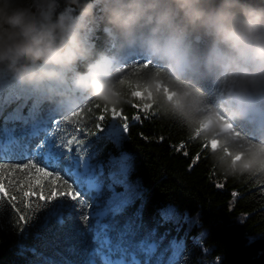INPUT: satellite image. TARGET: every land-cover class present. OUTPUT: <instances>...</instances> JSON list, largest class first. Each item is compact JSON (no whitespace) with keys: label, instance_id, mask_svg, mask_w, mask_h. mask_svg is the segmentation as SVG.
Returning a JSON list of instances; mask_svg holds the SVG:
<instances>
[{"label":"clouds","instance_id":"clouds-1","mask_svg":"<svg viewBox=\"0 0 264 264\" xmlns=\"http://www.w3.org/2000/svg\"><path fill=\"white\" fill-rule=\"evenodd\" d=\"M0 75L68 117L138 104L184 127L222 174L264 177V121L250 119L264 0H0ZM245 120L256 138L235 127Z\"/></svg>","mask_w":264,"mask_h":264},{"label":"trees","instance_id":"trees-1","mask_svg":"<svg viewBox=\"0 0 264 264\" xmlns=\"http://www.w3.org/2000/svg\"><path fill=\"white\" fill-rule=\"evenodd\" d=\"M63 5L64 0H61V7ZM94 39L98 46H103L102 31H97ZM13 83L16 82L11 77L0 75L4 94ZM205 88L211 92L214 85L209 81ZM41 99L38 118L46 122L49 131L63 129L66 131L60 132L59 136L71 138L75 134L84 141V156L92 155L91 163L97 168L102 187L99 193L78 187L63 171L71 161H63L59 169L49 167L48 171H59L60 176L72 184L76 192H80L88 207L81 208L76 201L65 197L63 225L48 215L49 208H40L31 213V221H27L25 216L27 222H21V231L16 217L23 214L24 209L17 213L11 203L0 205V264H103L101 258L93 254L98 247L94 240L97 231L101 238L106 236L112 242L110 257L124 256V264H133V256L139 259V264H169L172 256L169 245L173 239L184 244L175 264H209L205 257L212 258L213 264H264V177L237 178L222 174L210 163L206 146L190 136L184 127L175 121L159 118L138 104H125L116 119L126 121L129 128L119 148L131 157L128 184L132 189L139 190L140 194L121 213L100 218L98 228L97 218L93 214L105 209L112 195L109 190L112 182L107 170L110 167L109 155L114 153L117 146L108 136L98 134L100 130L96 125H105V119L99 120L100 115L113 118L112 110L89 104L86 115L69 122L66 113H56L51 103L43 96ZM19 103L25 101L8 106L5 114ZM32 103V98L27 99L24 115L28 114ZM136 116L140 119L135 120ZM252 117L264 121V98L257 101L250 119ZM7 127L15 128L11 138L4 131L3 117H0V161L8 164H22L28 159L39 161V157H34L33 153L40 151L37 145L41 140L45 141L46 147L51 137L40 136L27 143L23 137L30 132V123L24 125L18 122ZM235 127L243 134L256 138L254 126L249 120L237 121ZM63 151L65 157L75 159L77 156L75 144L70 153L66 149ZM100 166L105 170L102 174ZM40 167L46 165L40 163ZM218 184L223 186L217 187ZM112 187L117 193L125 192L123 185ZM23 190L29 191L27 182ZM5 191H8L6 180ZM30 192H36L37 197L43 194L45 198L49 194L47 188L41 193L39 186L32 187ZM13 194L9 193L10 196ZM37 197L30 195L28 200ZM15 203L17 208L21 207L18 201ZM169 204L175 206L178 212L195 217L199 225L182 232V226H177L175 221H160L159 211ZM85 212L89 216L87 224L81 219ZM125 230L130 234L122 240L121 234ZM153 231L154 239L158 240L160 236L165 238L157 252L148 257L135 246ZM116 245L125 251H116Z\"/></svg>","mask_w":264,"mask_h":264},{"label":"snow or ice","instance_id":"snow-or-ice-1","mask_svg":"<svg viewBox=\"0 0 264 264\" xmlns=\"http://www.w3.org/2000/svg\"><path fill=\"white\" fill-rule=\"evenodd\" d=\"M42 93L32 87L20 85L13 83L8 87L7 93H3V85L0 84V117H3V123L5 125L4 131L11 138L15 134V128L7 127L9 124L15 125L16 123H21L24 125L31 124L30 132L24 135L23 139L30 143L33 138L44 136L51 137L48 139L47 146L45 147V141L41 140L37 148L40 149L38 153H33V156H38L39 161L36 159H28L26 163L22 164H8L0 161V205L4 203H11L12 207L16 209L17 213L21 212V208L24 209V213L16 217L18 226L20 230H23V224L21 222L31 221V213L38 211L40 208H49L48 215L55 218L61 225L64 224V212L66 200L63 199L67 197L69 200L76 201L81 208H87L88 204L80 197V192H76L73 189V185L68 183L60 176L59 171L50 172L48 168L59 169L63 161H71L70 166L63 168L66 175L72 178L75 184L81 189H87L88 192L99 193L102 184L99 181V176L97 174V168L92 165V155L85 158L84 152L86 151L82 145L83 140L78 139L77 135L72 134L71 138L67 136H59L58 134L63 129H52L49 131L46 126V122L39 119V112L41 110L42 104ZM32 98L33 103L28 111L27 115H24L23 109L26 106L27 99ZM24 100L25 103H19L18 106L10 112L5 114V109L18 101ZM147 111L146 109H144ZM56 113H61L60 110H54ZM121 115L120 112L112 110V117L115 119ZM74 117L66 116V120L69 122H75ZM105 119L104 115L99 116V120L103 121ZM125 119H127L125 117ZM135 120H139L140 117H134ZM96 128L103 131L100 125L97 124ZM129 124L124 123L122 126L113 123L109 126L108 137L117 146L120 147L121 142L125 139L124 133L128 131ZM15 143V141H12ZM77 146V156L75 159L72 157H65L64 151L67 150L69 153L72 151L73 145ZM183 147V145H181ZM179 150V149H177ZM185 155L188 153L185 151ZM40 163L46 165V167H40ZM195 163V160L193 161ZM109 165L114 170L110 172L111 184L109 185V190L112 192L110 199L108 200L107 207L102 211L96 212L93 215L97 218V227L99 228V220L102 217L112 215L113 217L121 213L132 201L139 196L140 192L137 189H132L128 184V174L132 168L131 157L126 153H121L120 156L112 157L109 161ZM34 170V173H33ZM100 174L103 173V167L99 168ZM5 180L7 181L8 191H5ZM60 183L57 184L56 182ZM27 182V187L29 191H24L23 188ZM112 185H123L125 192L117 193ZM34 186H39L41 193L47 188L48 195L45 198L43 194L37 197L36 192H30V189ZM222 184H218L217 187H222ZM66 189V190H59ZM15 193L9 195V193ZM87 194V193H86ZM37 197L35 200H28L29 196ZM235 196L236 194L233 193ZM7 198V199H6ZM19 202L20 208H17L15 202ZM54 202V203H53ZM231 206V205H230ZM139 215V213H137ZM27 216V221L25 220ZM160 221L164 223L168 222H179L178 210L169 205L159 211ZM81 219L87 224L89 220L88 214H85ZM243 217L241 222H243ZM190 225L195 223V221H187ZM105 229L107 226H104ZM92 229H89L91 231ZM130 233L125 230L121 234V239ZM155 231L148 234V236L141 240L135 247L139 252L145 254L148 257H152L163 242L164 236H160L159 239H154ZM94 240L97 242L98 247L93 250L94 255H98L103 264H124L121 260H112L110 254L113 251L112 242L104 236L101 238V234L97 231L94 236ZM172 250V256L169 258V264H175L176 259L179 257L180 253L183 251L184 244L183 241H177L173 239L169 245ZM116 251H125L119 245H116ZM205 251H207L205 249ZM105 253H108L107 255ZM133 264H139L136 261L135 256L132 257Z\"/></svg>","mask_w":264,"mask_h":264},{"label":"rangeland","instance_id":"rangeland-1","mask_svg":"<svg viewBox=\"0 0 264 264\" xmlns=\"http://www.w3.org/2000/svg\"><path fill=\"white\" fill-rule=\"evenodd\" d=\"M113 123H116V124H119V125H123L124 123H127L126 121L125 122H120V121H117V119L115 118V119H113V118H111V117H106L105 116V122H104V124L105 125H103L102 127H101V129H103V131H98V134L100 133H103L104 135H106V136H108V131H109V126L111 125V124H113ZM124 135H125V133H124ZM109 138V137H108ZM121 153H123L122 152V150L119 148V147H117L116 148V150L114 151V153L112 152L109 156V161H110V159L112 158V157H119L120 156V154ZM104 164H102V166H103ZM111 169H113V168H111V167H109L108 168V170H107V173H108V175H110V170ZM114 170V169H113ZM105 172V170H103V173ZM111 180V179H110ZM169 205H171V204H169ZM169 205H166V206H164V207H162L161 209H163V208H165V207H167V206H169ZM173 206V205H172ZM175 207V206H174ZM179 213V222H176L177 223V226H182V228H183V231L182 232H187V231H189V230H191L192 228H194V227H196L197 225H199V221L195 218V217H193L192 215H190V214H188V213H185V214H183V213H180V212H178ZM195 221V223H192L191 225L187 222V221ZM110 258H113V260H119V259H125L124 258V256H116V257H110ZM135 259H136V261H139V259L135 256ZM205 259L206 260H208L207 262H209V264H213V261H212V258H208V257H205ZM133 260V259H132Z\"/></svg>","mask_w":264,"mask_h":264}]
</instances>
